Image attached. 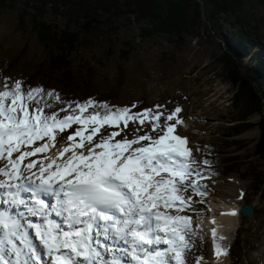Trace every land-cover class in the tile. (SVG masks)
I'll return each mask as SVG.
<instances>
[{
    "label": "snow or ice",
    "instance_id": "snow-or-ice-1",
    "mask_svg": "<svg viewBox=\"0 0 264 264\" xmlns=\"http://www.w3.org/2000/svg\"><path fill=\"white\" fill-rule=\"evenodd\" d=\"M45 96L61 99L43 87L0 81V196L10 209H26L18 215L0 210V264H121L119 256L132 264H187L189 255L201 264L189 238L203 236L194 230L192 217L180 213L193 210L185 192L206 203L209 189L199 182L206 177L187 137L178 133L185 124L178 115L182 109L177 106L162 122L161 106L132 113L89 98L48 112L53 106ZM74 125L57 148V137ZM145 126L149 131L138 135ZM106 128L116 130L102 135ZM52 148L57 151L48 155ZM38 154L41 158L30 159ZM42 193L54 196L55 203ZM53 213L63 217V225L50 218ZM24 215L41 222L22 221ZM24 228L33 231L43 252L28 243ZM94 232L105 242L94 239ZM211 235L218 260L227 249L215 227ZM100 248L112 254L110 261Z\"/></svg>",
    "mask_w": 264,
    "mask_h": 264
},
{
    "label": "rangeland",
    "instance_id": "rangeland-1",
    "mask_svg": "<svg viewBox=\"0 0 264 264\" xmlns=\"http://www.w3.org/2000/svg\"><path fill=\"white\" fill-rule=\"evenodd\" d=\"M12 2L10 6H0V69L11 84L19 81L26 89L47 84L60 97L74 95V103L84 102L88 95L113 92L112 103L128 107L132 113L145 109L156 112L157 106H161L158 111L163 113L162 122L177 106L182 109L179 118L185 123L193 113L201 114L198 123L204 126L187 132H182V126L178 128V133L187 137V146L206 177L199 182L207 184L209 189L206 203H200L201 197L191 190L184 193L192 197L190 208L197 211L186 210L180 214L197 217L193 228L203 236V240L189 238L194 243L193 252L203 258L201 264H264V153H257L264 123L256 113L249 120L257 126L240 133L235 130V125L242 124L243 106L221 60L229 48L240 51L242 67L256 78L255 84L264 92V0H246L242 10L248 26L258 29L261 38L256 44L234 16L224 18V23H215L205 6L202 17L195 19V25L185 33H152L148 21L138 23L124 18L115 20L112 27L111 23L102 24V31L84 28L77 48L69 57L73 72L70 88L61 77L62 71L49 66L50 55L57 52V45L46 47L34 27V20L38 18L51 23L55 29H64L68 18L50 6L38 10L32 6L33 1L29 5L27 0ZM72 27L80 30L81 24L73 22ZM76 127L57 137V148L66 143V137ZM129 127L135 129L137 125ZM149 128L145 126L137 134ZM114 130L102 129L101 134ZM57 148H52L50 155ZM205 160L208 165L203 164ZM221 160L226 164L220 163ZM232 164L239 165L228 175L215 177L208 173L211 167ZM220 181L243 187L244 203L257 205L253 217L239 216L236 227L239 229L233 234L224 235L223 239L217 237L227 249L224 262L218 263L211 229L202 222L216 207L215 197L223 194L218 186ZM187 264H195L191 255Z\"/></svg>",
    "mask_w": 264,
    "mask_h": 264
},
{
    "label": "trees",
    "instance_id": "trees-1",
    "mask_svg": "<svg viewBox=\"0 0 264 264\" xmlns=\"http://www.w3.org/2000/svg\"><path fill=\"white\" fill-rule=\"evenodd\" d=\"M12 1L14 0H0V6H10ZM31 1L34 2L32 6L34 5L38 10L50 6L55 12L62 13L69 20L64 29H55L54 25L43 19L36 18L34 20V27L46 47L51 44L57 45V52L50 55L49 66L55 71H62L61 77L67 81V88L73 85V72L69 67V57L80 42L82 30L85 28L102 31V24L111 23L112 27L117 19L124 18L138 23L148 21L151 23L152 33H159L158 31L185 33L195 25V19L202 17L205 6L209 12V18L215 23H224V18L234 16L240 28L251 36L253 44L260 42L261 38L257 34L256 26H248L249 23L247 24L242 17L246 0H27V5L31 4ZM73 22L81 24V29L73 28ZM241 57L240 51L229 48L221 59L230 76V82L236 88V96L243 106V114L240 115L242 124L234 126L235 130L239 131L238 133L258 125L249 120L256 113L261 115L264 123V92L255 84L256 78L248 72V69L244 70L245 68L242 67ZM0 81L12 85L2 69H0ZM37 87L55 92L47 84ZM112 93L88 95L85 101L91 98L96 102H106L113 108H122L112 103L114 101ZM73 97L74 95L63 94L60 101H57L55 97L45 96L44 101L53 106L52 109L45 110L48 112L58 111L62 107H67L69 102L74 103ZM238 100L236 99L237 102ZM135 107L138 108L137 105ZM63 114L61 113V116ZM257 151V153H264V126L263 135L257 142ZM229 160L233 159H227V161ZM220 163L226 164V161L221 160ZM238 165L211 167V171L208 173L215 177L228 175Z\"/></svg>",
    "mask_w": 264,
    "mask_h": 264
},
{
    "label": "bare ground",
    "instance_id": "bare-ground-1",
    "mask_svg": "<svg viewBox=\"0 0 264 264\" xmlns=\"http://www.w3.org/2000/svg\"><path fill=\"white\" fill-rule=\"evenodd\" d=\"M200 116L201 114H199L198 112L193 113L188 118V121L184 124V126L181 127V129L183 130L181 131L187 132L192 129L194 130L200 128L201 126H204L205 124L198 123V118ZM237 181L241 182L240 179H237ZM234 182L236 181H233V183ZM231 183L222 181L218 182V186L222 188L223 194L217 195L215 197L216 202L218 201L216 203V207L211 210L210 215L206 216L204 222H202L203 226H205L206 228H210L211 230L213 227H215L217 237H223L227 234H233L240 221V206L244 203V199H239L238 197L240 193L244 191V189L238 184H233L231 186ZM256 205L257 204H255V206ZM232 211H235L236 215L227 214ZM213 220H215V224L212 223ZM224 258L225 256L221 255L217 262H224Z\"/></svg>",
    "mask_w": 264,
    "mask_h": 264
},
{
    "label": "water",
    "instance_id": "water-1",
    "mask_svg": "<svg viewBox=\"0 0 264 264\" xmlns=\"http://www.w3.org/2000/svg\"><path fill=\"white\" fill-rule=\"evenodd\" d=\"M240 212L244 216L253 217L255 214V207L252 203H244L240 206Z\"/></svg>",
    "mask_w": 264,
    "mask_h": 264
}]
</instances>
